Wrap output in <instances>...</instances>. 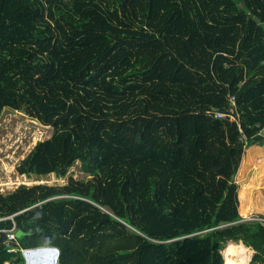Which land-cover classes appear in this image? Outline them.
I'll use <instances>...</instances> for the list:
<instances>
[{"label":"trees","instance_id":"obj_1","mask_svg":"<svg viewBox=\"0 0 264 264\" xmlns=\"http://www.w3.org/2000/svg\"><path fill=\"white\" fill-rule=\"evenodd\" d=\"M231 95L246 140L207 115ZM6 109L54 129L20 175L88 177L0 194V264L43 246L60 264H225L229 241L264 264L236 182L264 144V0H0Z\"/></svg>","mask_w":264,"mask_h":264},{"label":"rangeland","instance_id":"obj_2","mask_svg":"<svg viewBox=\"0 0 264 264\" xmlns=\"http://www.w3.org/2000/svg\"><path fill=\"white\" fill-rule=\"evenodd\" d=\"M53 133V127L42 125L28 116L25 111L6 109L3 112L0 118V194L13 192L20 185H65L70 177L76 180L88 177L82 171L79 162L69 170L65 177H58L55 174L43 178L35 175L28 177L18 173L17 167L20 162L28 156L39 141L51 138ZM236 182L239 211L241 212L239 193L243 189L246 195L245 204L249 208L248 211H242L241 216L246 219L264 220V144L254 145L246 150ZM235 244L238 245L239 242ZM250 250L251 253L246 251L250 256L249 262L254 253L251 248ZM241 258L239 254L234 257V260L239 261Z\"/></svg>","mask_w":264,"mask_h":264},{"label":"built area","instance_id":"obj_3","mask_svg":"<svg viewBox=\"0 0 264 264\" xmlns=\"http://www.w3.org/2000/svg\"><path fill=\"white\" fill-rule=\"evenodd\" d=\"M207 115L213 116L218 119H229L230 121H235L238 122V127L241 132V139L246 140V137L243 133V130L241 129V126L238 121V115L236 112V97L231 95L230 96V108L228 109L227 112H218L214 110H209L207 111ZM259 129V134L264 136V123H258L256 125ZM249 221H258L264 225V220H258V219H246ZM4 220V219H0ZM16 232L17 229L14 227L12 230H10L7 234L8 241H7V246H8V252H14L16 251V248L12 246V242H15L17 240L16 238ZM23 256L25 257V264H28V260L31 259L33 256L37 255L38 257L44 259L46 264H60V257H61V251L59 248L54 247V246H43V247H37V252L33 253L29 249H22Z\"/></svg>","mask_w":264,"mask_h":264},{"label":"bare ground","instance_id":"obj_4","mask_svg":"<svg viewBox=\"0 0 264 264\" xmlns=\"http://www.w3.org/2000/svg\"><path fill=\"white\" fill-rule=\"evenodd\" d=\"M246 251L251 253L250 248L246 247L243 243L239 242L237 245L235 242L229 241L222 253L226 264H248L250 256H248ZM239 254L242 258L239 261L234 260V257Z\"/></svg>","mask_w":264,"mask_h":264},{"label":"clouds","instance_id":"obj_5","mask_svg":"<svg viewBox=\"0 0 264 264\" xmlns=\"http://www.w3.org/2000/svg\"><path fill=\"white\" fill-rule=\"evenodd\" d=\"M31 252L36 253L37 248L29 249ZM28 264H46L44 259L38 257L37 255L33 256L31 259L28 260Z\"/></svg>","mask_w":264,"mask_h":264},{"label":"water","instance_id":"obj_6","mask_svg":"<svg viewBox=\"0 0 264 264\" xmlns=\"http://www.w3.org/2000/svg\"><path fill=\"white\" fill-rule=\"evenodd\" d=\"M24 235H25V233L21 229L17 230V232H16V238L17 239L21 238Z\"/></svg>","mask_w":264,"mask_h":264},{"label":"crops","instance_id":"obj_7","mask_svg":"<svg viewBox=\"0 0 264 264\" xmlns=\"http://www.w3.org/2000/svg\"><path fill=\"white\" fill-rule=\"evenodd\" d=\"M26 261V260H25Z\"/></svg>","mask_w":264,"mask_h":264}]
</instances>
